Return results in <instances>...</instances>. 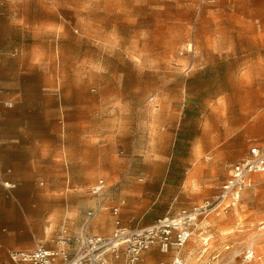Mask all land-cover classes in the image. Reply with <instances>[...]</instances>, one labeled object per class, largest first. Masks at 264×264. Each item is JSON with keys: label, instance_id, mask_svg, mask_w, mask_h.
Wrapping results in <instances>:
<instances>
[{"label": "rangeland", "instance_id": "rangeland-1", "mask_svg": "<svg viewBox=\"0 0 264 264\" xmlns=\"http://www.w3.org/2000/svg\"><path fill=\"white\" fill-rule=\"evenodd\" d=\"M9 2L28 17L33 60L26 99L3 103L15 250L54 247L63 225L78 235L101 202L89 232L103 237L116 220L143 228L201 205L264 147V0ZM98 180L107 199L91 194ZM200 226L187 264H264V173Z\"/></svg>", "mask_w": 264, "mask_h": 264}, {"label": "built area", "instance_id": "built-area-1", "mask_svg": "<svg viewBox=\"0 0 264 264\" xmlns=\"http://www.w3.org/2000/svg\"><path fill=\"white\" fill-rule=\"evenodd\" d=\"M1 56L0 53V59ZM6 106L12 105L6 103ZM263 173L264 147L253 145L244 159L230 165L228 176L217 188V194L201 205L181 210L173 216L166 215L143 228L131 229L116 220L112 235L103 237L89 232L97 215L109 209L105 202H101L86 211L78 235H71L68 227L63 225L56 238L51 239L54 247L37 242L32 249L10 251L9 259L14 264H139L146 253L156 252L162 257L158 264H187L185 248L194 233L201 229L202 219L220 209L228 211L234 208L251 186L252 176ZM5 186L10 188L8 184ZM107 189L106 183L98 180L91 188V194L107 199ZM121 206V202L112 206L111 213L118 216ZM210 240L208 236L203 238L205 248L209 247ZM219 256L215 253L212 257Z\"/></svg>", "mask_w": 264, "mask_h": 264}, {"label": "crops", "instance_id": "crops-1", "mask_svg": "<svg viewBox=\"0 0 264 264\" xmlns=\"http://www.w3.org/2000/svg\"><path fill=\"white\" fill-rule=\"evenodd\" d=\"M0 52L3 58L0 61V154L9 146L11 137L6 133L4 102L22 101L28 95V89L20 74L28 68L29 57L28 31L25 22L28 17L21 5L16 6L9 0H0ZM19 7V8H17ZM33 38V37H32ZM43 82L40 83V94L43 95ZM4 149V150H3ZM11 162L0 155V264H14L8 259L10 249L15 250L18 245L12 244V189L2 188L3 183H10ZM29 250V249H27Z\"/></svg>", "mask_w": 264, "mask_h": 264}, {"label": "bare ground", "instance_id": "bare-ground-1", "mask_svg": "<svg viewBox=\"0 0 264 264\" xmlns=\"http://www.w3.org/2000/svg\"><path fill=\"white\" fill-rule=\"evenodd\" d=\"M238 212V211H237ZM236 217L238 218V219H240L241 220V215H240V213H236ZM222 220V219H221ZM220 220V221H221ZM224 221V220H223ZM233 232L231 231V230H229V231H223V235H227V234H232ZM249 257H251L252 258V255L250 256V254H249ZM248 257V258H249Z\"/></svg>", "mask_w": 264, "mask_h": 264}]
</instances>
